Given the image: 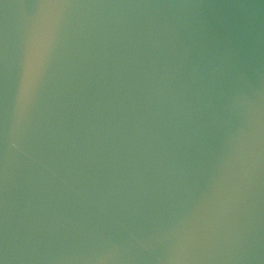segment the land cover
<instances>
[{"label": "water", "instance_id": "1", "mask_svg": "<svg viewBox=\"0 0 264 264\" xmlns=\"http://www.w3.org/2000/svg\"><path fill=\"white\" fill-rule=\"evenodd\" d=\"M0 264H264V0H0Z\"/></svg>", "mask_w": 264, "mask_h": 264}]
</instances>
